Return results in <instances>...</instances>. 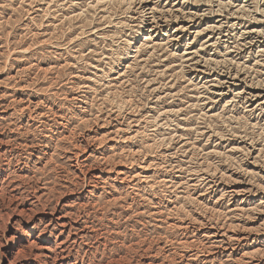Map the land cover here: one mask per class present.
<instances>
[{"label":"clouds","instance_id":"obj_1","mask_svg":"<svg viewBox=\"0 0 264 264\" xmlns=\"http://www.w3.org/2000/svg\"><path fill=\"white\" fill-rule=\"evenodd\" d=\"M27 2L0 0V18L21 5L12 24L24 31L20 42L31 38L27 50L37 54V63L52 57L65 66L50 76L41 73L27 85L43 94L39 103L0 105V110L13 109L7 119H0V135L5 137L0 145H7L0 151V172L7 174L0 179V264H209L200 257L217 251V245L240 243L231 238L212 241L210 236L202 237L204 245L180 241H191L202 228L215 227L227 236L228 224L253 219L264 209L261 201L255 209L229 210L236 190L217 187L236 182L230 170L253 185L248 193L264 192V176L244 167L259 144L252 162L264 168V96L247 90H264V70L257 67L264 64V48L250 50L264 39V31L248 39L253 36L249 23L264 21V0H183L185 5L205 6L202 12L170 11L161 7V0H104L95 8L91 0H31L28 12ZM45 4L48 12L42 15L39 6ZM75 9L83 15H70L56 25L48 41L58 52L41 48L39 37L45 34L41 30L48 16L63 19L65 11ZM217 14L220 22L210 29L216 39L203 43L209 52L173 51L180 41L176 31L187 32L192 22ZM232 17L236 21L230 22ZM177 20L189 24L171 34L164 31ZM205 31L209 29L192 33L184 47L190 48ZM157 33L165 37L162 43L153 42ZM0 39L7 47V26L0 28ZM249 58L255 59L251 68ZM165 59L171 73L153 67ZM11 67L5 56L0 71ZM242 71L246 75L235 79ZM174 103L181 107H166ZM26 115L30 123L21 125ZM106 126L121 131L101 136ZM125 130L131 143L142 147L140 153L120 152L109 144L113 137L123 141ZM233 140L247 141L249 147L230 150L227 143L221 145ZM150 141L152 147L147 146ZM213 146L224 151L208 150ZM108 151L113 155L97 158L98 152ZM146 154L153 158L152 174L135 176ZM120 161L128 171H119ZM24 171L30 174L21 175ZM168 202L176 205L172 213ZM205 202L225 211L213 212ZM248 255V264L264 261V249Z\"/></svg>","mask_w":264,"mask_h":264},{"label":"rangeland","instance_id":"obj_2","mask_svg":"<svg viewBox=\"0 0 264 264\" xmlns=\"http://www.w3.org/2000/svg\"><path fill=\"white\" fill-rule=\"evenodd\" d=\"M100 1L101 0H99V1L98 0H91L92 7L95 8L98 5H102V4H99ZM233 2L234 3H242L243 0H233ZM22 3H23V0H22ZM182 3H183V0H161V7L167 6L169 10H171L173 7L182 8L181 11H184V12H188L190 10L189 7H193V6L197 7L198 10L201 9V12L205 10V6H203V5L188 4V5H184L183 6ZM94 4H96V5H94ZM181 4H182L183 7H180ZM20 7H21V5H19V4L14 6V8L12 10L8 11L7 14L3 18H0V28H3V26H7V29H8L7 47L4 46L5 42L2 39H0V67H3V61H4L5 56H7V63L12 65V67L10 69H6L4 71H0V105H4V106L10 105V104H12L15 101H19L22 104L39 103L43 99V97H42L43 94L33 92L32 89L27 87V85L32 83L34 80H36L37 77L41 73L50 76V75H52L54 69H57V70L63 69L64 66H65V62L57 63L52 57H49L47 59H40L39 63H37V58H36L37 54L33 53V52H29L27 50L28 48L31 47V38H29V40H24L23 42H20L22 40V37L24 36L23 29H21L20 27H16L14 29L12 28L13 22L16 21L19 18L20 13L17 10ZM39 7L43 9L42 15L47 14L48 5H46V4L45 5H40ZM31 8H32L31 0H28L27 4L25 6V10L28 11V12H31ZM52 8H55V4H52ZM195 9L196 8H193L191 11L194 12ZM70 15H83V13H82V11L80 9H75V11L72 12V13H69V12L65 11L63 19H60V18L56 17L55 15L48 16V19L45 21L46 27L41 30L45 34L42 37H39V45H40L41 48H44L46 46L49 50H55V51L58 52V49H55V46L53 44H49L48 41L51 39L52 34L55 33L56 25L66 23L68 21ZM211 17H207V18H209V20L207 18H204L203 21H200L199 23H196V22L193 23V24H195L194 25L195 28L194 29L191 28L190 31L183 32V33L181 31H176V29H178V26L182 25L181 24L182 22L179 23V25H177V21H173L171 23V25H165L164 26V31L165 32H168L169 34H171L173 31H176V34L180 36V41L173 48V51H181V52H184L185 55H188L189 52H194L196 49L199 48V49H201V55H205V53L209 52L210 48L209 49L203 48V43H204V41L209 40V39H211L213 41L216 39L215 35H213V34L210 35V31H205L200 36L195 37L194 38V42L191 44L190 48H186V47H184V45H187L188 41L193 39L192 33H194L195 31L198 32L201 29H205L207 26H211L212 24H214V22H217L218 20H219L218 22H220L221 18H220V16L218 14L215 15V16H211ZM236 19H237L236 17L230 18V22L231 21H236ZM208 21H209L208 24H210V25L207 24ZM77 23H79V22H77ZM188 24H187V26H188ZM255 24L258 25V29L259 30L264 31V21H258V22L249 23V25H248L249 29L252 26H254ZM198 26H199V28H198ZM150 34H151V30H149V32L145 33V38L146 37L148 38ZM250 37H248V39H253L254 38V37H252V38H250ZM164 38L165 37H163L162 33H157V34H155L153 42L156 43V44L162 43ZM220 39L223 40L224 37H220ZM141 43H143V41H141ZM253 44H254L255 48L253 47V45H251L250 46V50L253 53H255V52L259 51L260 49L264 48V39H259ZM218 47H219V45H218ZM221 50H223V49H221ZM151 55H152V53H151V51H149L148 56H151ZM212 55H213L214 58L219 59L217 54L212 53ZM229 55L231 56V53H229ZM25 56L26 57L28 56L27 58H29V60L28 59H24ZM145 59H147V57H145ZM254 63H255V59L249 58V60L247 61L248 68H251ZM25 64H27V65L25 66ZM128 66L129 65H126L125 67H128ZM153 67L157 71H163V72H166V73H171V71H172V68L169 65L167 59H165L162 64L154 65ZM257 67H259L262 70H264V64L258 65ZM44 69L49 70L48 73H45ZM20 74L24 75L23 79H17V77ZM200 75L204 79H208L209 78L207 73H201ZM244 75H246V72H243V73L239 72V73L236 74L235 79L240 80V76L242 77ZM9 82L10 83H16V84L19 85V87H16V89L12 88V87H9L8 86ZM122 82L123 81H121V83ZM171 82H172L171 76H169L168 77V83H171ZM240 83L242 84V81H240ZM42 84H43V81H41L37 85V87L41 86ZM250 88H252V87H248L247 88V90L249 92H251ZM252 89H259V88H252ZM259 90H262V89H259ZM166 91H167V89H166ZM172 91H176V86L175 85H173ZM262 91H264V90H262ZM30 97H32V98H30ZM166 107L169 108L170 110H173V109L174 110H178L181 106L180 105H176L174 103L172 106H166ZM12 111H13V109L10 108V107H5L4 110H0V119H7L11 115ZM145 114L146 115H148V114L155 115L154 112L153 113H145ZM212 114L215 115V114H217V112H213ZM253 122L255 123V121H253ZM28 123H30V119H29V117L27 115L24 116L20 120V124L21 125H26ZM109 127L110 126H106V129L109 128ZM102 133H103V131L100 130V135H102ZM181 137H182V140H183V135L182 134H181ZM4 138L5 137L0 135V139H4ZM213 139H215V138H213ZM224 143L228 144V147H229L230 150L231 149H238L239 150V148L249 147L247 141H244V142L243 141H237V140H233L231 142L221 141V145H223ZM184 146H186L185 148H188L187 144H185ZM196 146H198V145H193V147H196ZM6 147H7V145H0V151H3ZM259 147L260 146L258 144L257 148L254 149V151L252 152V157L250 158V161L245 162L244 167L247 168V170L250 173H259L260 176H264V168H262L259 164L252 162L259 155ZM208 150L224 151V148L222 146H213V147L209 148ZM232 154L234 155L235 153H232ZM96 155L98 156L97 158L99 159V154L97 153ZM45 163H47V161H45ZM20 174L23 175V176H27L30 173L27 172V171H24V172H21ZM6 175H7L6 173L0 172V179L6 178ZM228 175L231 176L232 179H234V180L236 179L235 185H234V183L231 184V185L222 183V184L217 186L218 188L223 187V189L224 188L225 189H230V187H232V186H235V187L237 186L236 189H238V188L239 189H244V188H249L250 189V188H253L252 184L244 182L245 178L240 173H238V172L237 173H233V172H231L229 170ZM238 179H240V180L238 181ZM241 183H243V184H241ZM219 186H221V187H219ZM262 193L261 192H258V193L256 192L255 194H250L249 193V195H251L252 198H250V197L247 198V196H248V194H247L246 197H245V200L240 199L241 201L238 200L237 198L233 197L232 198L233 200L231 201V203L229 205V210H231L233 208L234 209L238 208V209H241V210L257 208L261 204L260 202L264 201V197H263L264 193H263V195H262ZM12 194L13 195L16 194L15 189H13V193ZM258 199L260 200V202H259ZM65 202H67V199L65 200ZM205 203H206V207L212 208L213 212H218V211L219 212H222V211L224 212L225 211L224 208H221L219 206L213 207L212 204L209 205V204H207V202H205ZM173 205H174L173 203L168 202L167 211L169 213H170V211H173V209L176 207V205L175 206H173ZM154 207H155V205H154ZM181 207H182V205H181ZM239 207H241V208H239ZM161 210L164 213L165 209H163V208L161 209L160 208L159 211H161ZM162 211H161V213H162ZM260 211H264V209H261ZM163 213L161 215H163ZM15 218L16 217H13V219H15ZM168 219H169V224H171V223L173 224L174 223V221H173L171 216H169ZM262 221H264V220H261L260 222L255 223L254 222V218H253V219H249V220H247V221H245L243 223H247V224H249V226H252L254 228L259 229L261 231L260 235H263L264 234V230H262V227H258L259 224L262 223ZM238 222L242 223L241 221H236L234 224H236ZM202 230L204 231V228H202ZM202 237H205V236H203V235L202 236L201 235L198 236V232H197L192 240H194L195 243L197 242V240H199L200 243H203V241H206V239H203ZM182 241H185V240H182ZM261 247H264V246H261Z\"/></svg>","mask_w":264,"mask_h":264},{"label":"bare ground","instance_id":"obj_3","mask_svg":"<svg viewBox=\"0 0 264 264\" xmlns=\"http://www.w3.org/2000/svg\"><path fill=\"white\" fill-rule=\"evenodd\" d=\"M99 1V0H98ZM96 2V1H95ZM104 1L101 0L99 2V4H103ZM183 4V3H182ZM180 7H183L185 4H183V6ZM96 5V4H94ZM174 6V5H173ZM193 8H196L194 12H201V9L198 10L197 7H189V11H191ZM179 11L182 10V8H176ZM187 9V8H186ZM172 10V9H171ZM170 10V11H171ZM184 10V9H183ZM204 18H207V17H204ZM212 18V17H211ZM233 18V17H232ZM209 20V18H207ZM203 21V20H202ZM219 21V20H218ZM217 22H214V24H212L211 26H207L205 29H211V27H213L214 25H216ZM182 22V23H181ZM179 23H181L182 25L180 26ZM189 23V21H186V20H177V25L178 26V29L181 28L182 26H187V24ZM195 22H192L191 24V28L194 29V25L193 24ZM209 23V21L207 22V24ZM175 24V23H174ZM206 24V25H207ZM210 25V24H208ZM260 25V24H259ZM252 26V25H251ZM190 28V29H191ZM199 28V26H198ZM251 31L253 33V36H251L250 38L254 37L255 33L259 32V31H262V30H259L258 29V25H254L252 26L251 28ZM190 31V30H189ZM200 31V30H199ZM198 31V32H199ZM197 32V31H195ZM183 33V32H182ZM204 33V32H203ZM211 31H210V35H211ZM213 36V35H212ZM187 37V36H186ZM211 37V36H210ZM209 37V38H210ZM147 38V37H146ZM257 41V40H256ZM253 47H254V44H252ZM255 48V47H254ZM254 50V49H253ZM22 51V50H21ZM27 55V54H26ZM26 57V56H25ZM28 57V56H27ZM29 60V59H28ZM26 61V60H25ZM28 62V61H27ZM27 64H25L26 66ZM31 66V65H30ZM27 68V67H26ZM29 69V68H28ZM39 69V68H38ZM49 70L47 69H44V72L45 73H48ZM39 72V71H38ZM37 72V73H38ZM243 73V72H241ZM29 76V75H28ZM39 77V76H38ZM241 77V76H240ZM235 78V77H234ZM10 83V82H9ZM21 84V83H20ZM25 87V86H24ZM16 89V88H15ZM251 89V93L253 94H256L258 97L260 96H264V91L262 90H259V89ZM42 96V95H41ZM43 97V96H42ZM32 98V97H30ZM37 98V97H36ZM15 99V98H14ZM13 99V100H14ZM29 99V98H28ZM34 100V99H33ZM37 101V100H36ZM25 106L27 107V104H25ZM174 110V109H173ZM37 111H40L39 108L37 109ZM129 123H131V121H129ZM137 130H139V126L137 125ZM100 130L103 131L102 135L101 136H108L110 133H113V132H119L121 131L120 128H112L111 126L109 128L106 129V127H103L101 128ZM182 138V137H181ZM160 139H163V138H160ZM244 142V141H243ZM109 144L110 145H115L118 147V150L120 152H123L125 150L131 152L133 155H136L138 153H140L142 151V147L138 146V145H133L129 139V136H128V130H125V139L123 141H116L115 138L113 137L112 139L109 140ZM125 146H127V148H125ZM148 147H152V142L150 141L147 145ZM237 146V145H236ZM186 147V146H185ZM238 148V147H237ZM240 149V148H239ZM238 150V149H237ZM254 151V150H253ZM99 158L101 155H103L105 158L113 155L112 152L108 151V152H104V153H99ZM98 157V156H97ZM254 159V158H253ZM145 161L146 163L144 165H141L140 167H137L135 172H134V175L135 176H145V177H150L151 174H152V169H151V164L153 163V158L150 156V155H145ZM117 168L119 169L120 172H126L128 171L127 170V167H126V162L125 161H120L118 162L117 164ZM163 178V177H162ZM126 179V177H125ZM240 179H238L239 181ZM236 181V179H235ZM239 184V183H238ZM237 184V185H238ZM243 184V183H241ZM245 184V183H244ZM251 184V183H250ZM235 185V183H234ZM249 185V184H248ZM252 186V185H251ZM221 187V186H219ZM239 187V186H238ZM246 187V186H245ZM223 188V187H221ZM237 186H232L230 187V189H234L236 190L237 192V195L234 196V198H237L238 200L240 199H243L245 200V197L246 195L248 194L247 198H252L251 195H249V193L246 191L247 189L249 188H244V189H236ZM225 189V188H224ZM258 193V192H257ZM262 193V192H261ZM264 193V192H263ZM262 193V195H263ZM259 195V194H258ZM260 197V196H259ZM264 197V195H263ZM262 197V198H263ZM114 199H117L118 197H113ZM233 200V199H232ZM259 200V199H258ZM262 200V199H261ZM241 201V200H240ZM257 201V200H256ZM260 202V200H259ZM171 203V202H170ZM243 203V202H242ZM261 203V202H260ZM208 204V203H207ZM245 204V203H244ZM210 205V204H209ZM255 205V204H254ZM175 206V205H173ZM236 206V205H235ZM258 206V205H257ZM256 207V206H255ZM237 208V207H236ZM241 208V207H239ZM162 209V208H161ZM164 209V208H163ZM172 209V208H171ZM234 209V208H233ZM243 209V208H242ZM245 209V208H244ZM162 211V210H161ZM161 211H159V215H161L163 213H161ZM173 212V211H170V213ZM219 212V211H218ZM223 212V211H222ZM155 214V213H154ZM264 211H259L255 214V217H254V222L255 223H258L260 222L261 220H264ZM169 220V219H168ZM245 222V221H244ZM250 223V222H249ZM173 224H169V226L171 227ZM258 227H262L264 228V221H262V223L259 224ZM228 229L229 231L227 232V236H225V233L224 232H217L216 228L213 227L211 229H204V231L201 229L200 231H198V236H205L206 237H211L212 241H223L224 239L226 238H231V239H235V240H238L240 241V243L236 244L235 246L233 247H227V246H224V247H220L219 245H217V251L215 252H210L207 256H201L200 259L202 261H208L209 264H212L213 261H218L219 264H224L225 261H231V264H248V260H249V253H255L257 252L258 250H262L264 249V247H261V246H264V234L263 235H260L261 231L257 228H254L252 226H249V224L247 223H230L228 224ZM263 232V231H262ZM200 238V237H199ZM201 239V238H200ZM39 243V241H37ZM180 243L182 244H188V243H195L194 240H191V241H188V240H185V241H180ZM200 243V242H199ZM207 241H203V243H200L201 245H204L206 244ZM186 254V253H185ZM261 264H264V261L261 262Z\"/></svg>","mask_w":264,"mask_h":264}]
</instances>
